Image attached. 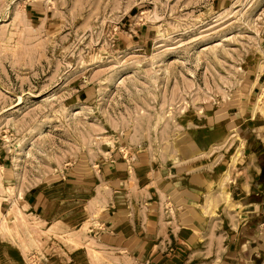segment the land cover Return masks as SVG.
<instances>
[{
    "label": "rangeland",
    "instance_id": "374dc122",
    "mask_svg": "<svg viewBox=\"0 0 264 264\" xmlns=\"http://www.w3.org/2000/svg\"><path fill=\"white\" fill-rule=\"evenodd\" d=\"M263 106L264 0H0V264H260Z\"/></svg>",
    "mask_w": 264,
    "mask_h": 264
},
{
    "label": "crops",
    "instance_id": "0c3cea01",
    "mask_svg": "<svg viewBox=\"0 0 264 264\" xmlns=\"http://www.w3.org/2000/svg\"><path fill=\"white\" fill-rule=\"evenodd\" d=\"M259 126L264 127V123L263 125L261 124ZM243 199L247 200V197H244ZM240 219L244 222L245 216L244 217L242 216ZM237 233L238 232L236 231L232 233V236L229 237V241L223 245L222 251L219 255L220 259L217 264H252L253 263L252 259H256L258 255H260V251L258 253L257 251L261 250L263 246L261 245L255 246L257 248V250H255L254 249L255 247L252 246L253 243L252 237H250V239L247 238L243 240L239 239V241L236 239L237 237L236 235H241L239 236V238H241L246 233L245 227H241V232H239L238 234ZM259 235L260 234H258V236L256 235L257 239H260ZM260 259H259V263L264 264V260H260Z\"/></svg>",
    "mask_w": 264,
    "mask_h": 264
},
{
    "label": "bare ground",
    "instance_id": "6f19581e",
    "mask_svg": "<svg viewBox=\"0 0 264 264\" xmlns=\"http://www.w3.org/2000/svg\"><path fill=\"white\" fill-rule=\"evenodd\" d=\"M263 108H264V106H263ZM263 110V109H262Z\"/></svg>",
    "mask_w": 264,
    "mask_h": 264
}]
</instances>
